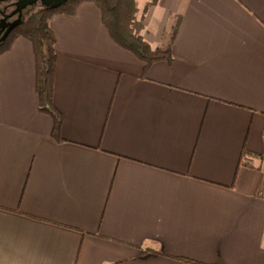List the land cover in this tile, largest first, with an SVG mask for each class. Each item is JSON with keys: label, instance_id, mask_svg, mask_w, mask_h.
I'll return each mask as SVG.
<instances>
[{"label": "crops", "instance_id": "1", "mask_svg": "<svg viewBox=\"0 0 264 264\" xmlns=\"http://www.w3.org/2000/svg\"><path fill=\"white\" fill-rule=\"evenodd\" d=\"M17 1L0 2V41L45 6ZM144 16L154 48L181 17L174 61L146 77L96 4L53 16L64 141L39 110L32 42L0 55V264H264V0Z\"/></svg>", "mask_w": 264, "mask_h": 264}, {"label": "trees", "instance_id": "2", "mask_svg": "<svg viewBox=\"0 0 264 264\" xmlns=\"http://www.w3.org/2000/svg\"><path fill=\"white\" fill-rule=\"evenodd\" d=\"M4 1V0H0ZM159 0H146L143 12L139 14L138 0H67L58 6L38 7L29 15L13 23L0 41V55L11 49L19 36L27 37L33 46L36 64V92L39 110L53 118L52 135L58 141H64L61 134L62 112L54 103L57 38L51 27V20L56 14L75 15L84 2H92L101 10L102 21L111 38L144 62L142 76L146 77L149 68L157 61H174L173 41L180 25V16H176L165 32V44L154 48L142 35L145 28V13ZM246 159V156H245ZM196 264H203L187 259ZM218 264V263H216Z\"/></svg>", "mask_w": 264, "mask_h": 264}, {"label": "water", "instance_id": "3", "mask_svg": "<svg viewBox=\"0 0 264 264\" xmlns=\"http://www.w3.org/2000/svg\"><path fill=\"white\" fill-rule=\"evenodd\" d=\"M31 0H18L17 4L19 7H21L22 5H24L25 3L29 2ZM45 2V6L47 5H52V6H58L60 3L65 2L67 0H43Z\"/></svg>", "mask_w": 264, "mask_h": 264}, {"label": "built area", "instance_id": "4", "mask_svg": "<svg viewBox=\"0 0 264 264\" xmlns=\"http://www.w3.org/2000/svg\"><path fill=\"white\" fill-rule=\"evenodd\" d=\"M263 197H264V194H263Z\"/></svg>", "mask_w": 264, "mask_h": 264}, {"label": "rangeland", "instance_id": "5", "mask_svg": "<svg viewBox=\"0 0 264 264\" xmlns=\"http://www.w3.org/2000/svg\"><path fill=\"white\" fill-rule=\"evenodd\" d=\"M3 5V4H2ZM19 11V10H18ZM20 21V20H19Z\"/></svg>", "mask_w": 264, "mask_h": 264}]
</instances>
